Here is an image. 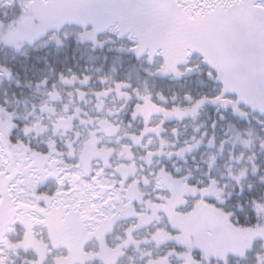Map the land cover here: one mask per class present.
<instances>
[{"label": "trees", "instance_id": "trees-1", "mask_svg": "<svg viewBox=\"0 0 264 264\" xmlns=\"http://www.w3.org/2000/svg\"><path fill=\"white\" fill-rule=\"evenodd\" d=\"M33 1L34 9L53 25L33 45L15 41L5 44L0 35V133L19 132L24 127L35 132L34 125L42 121L39 113L35 115L39 103L57 92L62 101L52 96L48 102L53 104V110L70 107V90L84 77L89 78L87 85L93 90L106 84H122L129 98L132 90H141L145 92L143 97L153 99L172 95L180 106L190 108V168L194 173L199 170V180L192 179V184L207 182V176L213 178L211 173L220 169L222 177L218 181L226 186L220 194L214 192L217 196L208 200L207 210L227 216L239 229H264V152L255 155L254 171L244 164L248 151L264 148V10L256 7L259 0H241L229 6L214 4L199 17H187L175 0H92L88 12L74 0ZM29 15L23 0L0 4L2 34ZM63 17L65 26L78 29L75 34L70 28L72 34L63 35ZM73 20L79 26H73ZM57 23L60 25L56 28ZM109 23L134 35L136 48L145 54L146 50H154L172 60L183 50L194 58L198 68L180 77L150 71L141 61L144 55L126 51L118 46L119 40H94L92 32ZM256 91L263 95L259 105L262 111L253 109L249 103L253 100H246ZM79 112L83 113H76L74 108L71 114ZM250 128L257 129L260 141L253 148L243 147ZM43 131L51 132L53 128ZM5 137L6 141L12 140ZM30 140L32 151L45 153V146L33 135ZM210 145L215 149L212 165H203L201 158L211 150ZM66 152L63 145L62 153ZM234 155H241L240 170L246 166L238 183L228 177L233 171L226 172L222 167ZM208 220L216 226L223 221L219 217ZM260 242L254 239L241 258L224 257L223 264H264Z\"/></svg>", "mask_w": 264, "mask_h": 264}, {"label": "flooded vegetation", "instance_id": "flooded-vegetation-1", "mask_svg": "<svg viewBox=\"0 0 264 264\" xmlns=\"http://www.w3.org/2000/svg\"><path fill=\"white\" fill-rule=\"evenodd\" d=\"M54 96L61 103V95ZM131 96H114L119 109L96 122L100 142L86 140L65 170L53 161L62 160L61 133L26 127L0 133V264L224 263L201 259L209 247L221 248L218 240L198 245L205 251L191 250L202 240L205 220L219 217L222 226L228 217L207 208L191 214L190 108L172 95ZM108 97H98L100 109ZM116 117L130 142L119 153L110 148L120 137L121 128L111 123ZM32 135L45 153L31 150Z\"/></svg>", "mask_w": 264, "mask_h": 264}, {"label": "rangeland", "instance_id": "rangeland-1", "mask_svg": "<svg viewBox=\"0 0 264 264\" xmlns=\"http://www.w3.org/2000/svg\"><path fill=\"white\" fill-rule=\"evenodd\" d=\"M13 0H0V4L8 5L12 3ZM44 1V0H41ZM241 0H175V3L179 5L185 12V15L187 17H199L203 13H205V9L211 8L214 4H223V5H232L233 3L240 2ZM248 1V0H244ZM92 0H74L73 3L76 4L78 7H80L82 10H86L87 12L90 10ZM23 5L25 7L26 11H30L31 15L24 16L21 18V20L16 23L15 25H10L8 29H5L6 33L1 32L0 30V36L1 40L5 44H12V42H18V43H26L28 45L38 44L40 41L39 39L43 37L52 27L46 21L45 15H42L38 12L37 9H34V1L33 0H23ZM256 7H260L264 10V0H259V3L256 4ZM51 14H47V17ZM65 21L63 17V22L60 27L65 26ZM74 21L75 27L79 26L80 23H77ZM263 24L261 25L262 28V42L264 45V19ZM60 24H56L59 26ZM59 27V28H60ZM65 26L63 30V35L69 34L72 32L69 30L70 28L72 31L75 32L78 29H75L73 27ZM99 29V30H97ZM50 35V34H47ZM94 36L95 41L104 42V43H111L119 40L117 42L118 46H123L126 51H135L134 54L143 56V60H141L147 67L150 68V71H158L165 69L169 72L172 76L180 77V75L183 74H189L192 70H196L198 68L197 62H195L194 58H192L188 53H185L183 50L179 51L177 55H175L172 60L171 59H165L163 66H161V60L157 59L156 56H161L160 53L155 52L154 50H146L148 51L146 54L144 53V50H138L136 48L137 40L134 35L129 33L128 31H125L123 29H120V26H116L112 23L107 24L104 27L96 28L94 32L91 34ZM177 68V71H176ZM176 71V73H175ZM88 77H84L78 86H76L73 90H70L72 101L70 103V107L65 106L63 110L59 109L54 111L53 110V104L49 103V99L52 100V96H48V98L45 101H42L37 106L35 115L37 116V113H39L42 117L41 122H37V124L34 125L33 130L35 132H40L43 130H46L47 127H51V130L53 128L54 132H59L63 135V138L61 139L62 145L65 146L67 152L62 153V160L56 161L53 160L57 165L59 163L62 164V170H65L66 164L72 165L74 162V157L76 158L79 154L80 146L89 138H96L98 142H100V136H98L97 130H96V122L99 120H105L104 119V113H110L111 115L116 111L117 104L115 103L114 96H123L124 98H128L126 96L124 89L126 88L122 84H106L105 86L100 89L102 92H99L97 94L98 97H103L106 94H109L108 98H105V105L100 109L101 102L96 101L98 99H93L91 97H86L88 95H92L91 93H94V90L92 88H88L86 84L88 83ZM74 80V79H72ZM72 82V81H71ZM103 83V82H102ZM91 89V90H90ZM133 92V90H132ZM127 93V92H126ZM129 93V92H128ZM134 94H138L141 96H144L145 92L141 90H134ZM68 93L65 94L66 97H68ZM111 95V96H110ZM55 97V96H54ZM246 100H253L249 103L253 106L254 110L257 111H264V107L261 106V109L259 105L262 103L263 95L260 93V91L254 92L253 97L247 98ZM83 101V103H82ZM92 102L89 104V102ZM85 103V105H84ZM50 108H49V107ZM71 110H70V109ZM75 108L76 113L78 111H83V113L79 112L76 114H71L72 110ZM100 109V110H99ZM88 115V118L86 119L85 115ZM3 116L6 117V115ZM35 116V117H36ZM82 116V117H81ZM7 118V117H6ZM4 119V123L7 122V119ZM113 121V122H112ZM111 121L113 125H117L120 130V137L116 138L114 141H111V147L113 150L119 153V148L122 146L123 150L126 148L130 142L125 139L128 138L127 135L129 133L127 132L126 125L120 124L119 125V119L118 117L114 118ZM262 129L264 130V125L262 126ZM48 130V129H47ZM50 130V128H49ZM74 132V134H70ZM250 133V136L246 139V141H242L243 147H250L253 148L258 141H260V136L258 134L257 129L250 128L248 130ZM97 135V136H96ZM244 135H246L244 133ZM129 139V138H128ZM127 140V143L124 142ZM211 150H208L206 155H203L201 158L202 164L206 165V163H209L212 165V160L214 159L215 155V149L213 150L212 145L209 146ZM246 149V148H245ZM236 150H239L236 148ZM260 152H264V148L262 146L254 147L251 151H248V155L244 157L245 163L248 166H250L251 170L254 171V162H255V155L260 154ZM236 153V152H235ZM234 159H228L223 162L222 167L226 169V172H231L228 174L229 179L233 180L235 183H238L240 179L243 177L244 174V168L246 166L242 165V169L240 170L239 162L242 160L241 155H234ZM230 162L232 164H230ZM195 168V167H194ZM240 170V171H239ZM198 172H195L190 168V199H189V206L191 214L195 213V209H203L210 207L209 205V199L216 198L217 194H220L222 190L225 189L226 186H224L221 182H219V177H222L220 169L214 170V173H211V176L213 178H210V175L207 176L206 181L202 183V181H197L194 185L192 184V179L199 180ZM193 173V176H192ZM204 174V173H203ZM215 174V175H214ZM216 176V178H215ZM197 183L199 184L198 186ZM227 185V183H226ZM224 186V187H223ZM216 192L217 194H215ZM69 200V199H68ZM64 200L63 205H68L69 201ZM71 201V199H70ZM200 231L202 233V240L197 245H191L192 251H200L204 249V244L206 243V239L208 240H218V243L221 245V248L216 249V247H209L207 253H202L201 259H204L207 263L210 261V259L214 260H221L224 257L228 256H235L241 258L242 253L248 250L249 244L254 240H261L260 243H262V249L264 250V229L261 228H250V229H239L233 225L231 221H228L225 225L222 226H216L213 225L212 221L205 220L202 225H200ZM172 236L168 239L171 241ZM164 238L158 237L157 240L162 242ZM164 242V241H163ZM203 245V246H198ZM211 248V249H210ZM169 256V255H168ZM165 257V256H164ZM167 257V256H166ZM264 257V256H263ZM174 258L171 257V260ZM196 262V261H195ZM195 264V263H194Z\"/></svg>", "mask_w": 264, "mask_h": 264}, {"label": "water", "instance_id": "water-1", "mask_svg": "<svg viewBox=\"0 0 264 264\" xmlns=\"http://www.w3.org/2000/svg\"><path fill=\"white\" fill-rule=\"evenodd\" d=\"M113 134V132H111V133H108V136H111Z\"/></svg>", "mask_w": 264, "mask_h": 264}]
</instances>
